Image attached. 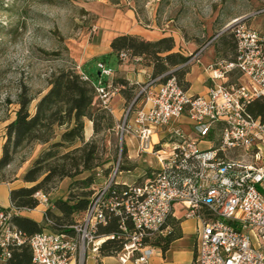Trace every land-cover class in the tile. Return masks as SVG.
Segmentation results:
<instances>
[{
    "label": "built area",
    "instance_id": "2783aa9c",
    "mask_svg": "<svg viewBox=\"0 0 264 264\" xmlns=\"http://www.w3.org/2000/svg\"><path fill=\"white\" fill-rule=\"evenodd\" d=\"M233 31L236 59L205 67L211 81L207 92L190 93L176 76L151 78L141 88L144 105L121 129L137 141L138 155L153 154L159 164L147 182L117 181V172H122L118 165L94 188L88 207L76 212L67 231L44 229L28 235L13 221L14 213L0 204V260L6 262L15 247L28 244L34 264H88L99 260L106 239L119 238L124 243L114 255L118 263L149 264L161 248L155 241L169 234L168 220L180 207L185 218L199 223L192 264H264V121L247 109L251 101L264 98V31L244 22L235 23ZM206 47L199 49L197 59ZM120 56L127 57V52ZM97 67V81L83 71L81 77L112 111V99L120 92L113 83L114 69L102 61ZM235 72L239 77L232 81ZM184 119L194 135L174 125ZM163 128L171 136L162 142ZM217 130L215 143L210 136ZM202 141L212 145L204 148ZM115 184L126 188L111 196ZM35 197L46 216L48 195L39 190ZM107 209L119 218L118 233H99L108 223Z\"/></svg>",
    "mask_w": 264,
    "mask_h": 264
},
{
    "label": "rangeland",
    "instance_id": "374dc122",
    "mask_svg": "<svg viewBox=\"0 0 264 264\" xmlns=\"http://www.w3.org/2000/svg\"><path fill=\"white\" fill-rule=\"evenodd\" d=\"M237 22L264 30V0H0V126L11 116V106L6 105V101L17 102L23 87H27L33 97L30 110L34 113L40 97L50 89L53 76L61 69L74 68L79 74L86 72L97 81V63L101 61L97 58L112 50L111 42L117 35L133 34L147 40L174 37L173 51L190 56L185 75V81H189L188 73L193 70L190 77L206 71L202 62L216 63L232 58V30ZM205 46L197 59V52ZM119 58V61L127 62V68L135 75L142 76L139 82L137 79L128 81L123 89L131 100L120 90L118 94L122 98L119 100L123 101L116 105L114 112L101 107L111 116L110 124L104 120L101 130L98 133L94 130L88 138L84 128L85 141L94 140L97 145L96 162L99 165L57 183L49 182L42 189L50 201L48 209L54 217L62 216L60 222L72 221L76 212L67 217L57 208L58 201L73 204L84 196L90 200L94 188L109 178L118 165L122 172H117L115 179L136 184L147 182L151 170L159 166L153 154L138 155L137 141L131 133L122 134L121 128L125 120L134 115V110L144 105L141 94V98L133 103L135 95L149 79L162 76V81L165 74L153 75V61L149 57L127 54V57ZM206 76L205 84L211 85L208 73ZM238 77L239 73L235 72L231 80L236 81ZM122 79L128 80L123 76L113 77L119 85ZM95 106L100 105L96 103ZM130 107L131 112L127 115ZM186 121L174 125H180L186 133L194 135V129ZM4 130L6 142L7 126ZM65 130L66 125L58 126L50 142H34L19 149L13 161L0 169V182L15 181L20 187L31 186L24 175L53 142L61 139ZM160 133L164 136L162 142L170 139L168 128H163ZM218 133L217 130L210 136L215 143ZM81 145L83 142L78 141L56 149L57 156L44 164L59 163L57 157ZM0 264L4 262L0 260ZM88 264H94V260L90 259Z\"/></svg>",
    "mask_w": 264,
    "mask_h": 264
},
{
    "label": "trees",
    "instance_id": "16d2710c",
    "mask_svg": "<svg viewBox=\"0 0 264 264\" xmlns=\"http://www.w3.org/2000/svg\"><path fill=\"white\" fill-rule=\"evenodd\" d=\"M232 38L234 41V54L232 58L225 59L226 61H234L236 59L237 41L233 30ZM111 47L112 50L110 52L100 57L102 62L107 63L111 58L119 61L120 53L124 51L131 56L149 57L153 61L154 76L165 74L161 79L162 81L176 76L183 89H189L190 82L185 81V75L188 72L186 62L190 56L173 51L175 48L174 37L165 36L157 40H147L139 35L121 34L113 38ZM120 81L121 85L116 83L115 80H113V83L115 86L120 87L127 99L131 100L132 97L123 90L129 80L122 79ZM183 81L184 83H182ZM141 95L138 96L137 101L141 98ZM32 100L33 97L28 93V88L23 87L18 97L20 107L16 118L7 125V140L3 145L0 169L9 165L14 159V154L24 146L34 142H50L55 136L56 127L66 125V130L61 134V139L53 142L50 149L42 157L38 158L34 166L24 175V179L32 183V185L21 186L11 190V202L17 210L36 208L39 205V201L35 197V193L42 190L45 184L49 182L57 183L65 177H74L83 170L93 169L98 166L99 163L96 162L98 159L96 143L94 140L85 141V118L93 121L95 133L101 130V124L104 120H106L107 124L111 123V116L101 108L102 105L96 95L93 84L82 79L81 74L74 68L61 69L53 76L50 82V89L40 97L34 113L30 110ZM96 103L100 106L96 107ZM247 109L264 121V98H257L251 101ZM78 141L83 142V145L57 157L56 159L60 161L59 163L44 164L57 156L56 149L64 147L66 144L71 146ZM123 188H126V186L115 184L114 188L109 191V195L121 193ZM89 202L90 200L84 196L73 204L69 201H58L56 206L67 217H71L75 212L86 209ZM51 211V209L46 211L44 223L19 214H14L12 219L28 235L42 231L47 227H50V230L53 231L69 230L67 226L73 222V219L72 221L69 220L68 223L60 222L58 220L62 219V216L55 215L54 217ZM106 215L108 223L100 226L99 233L106 235L118 233L120 231L118 216L108 209ZM168 223L172 228L169 234L163 240L155 241V244L163 250H167L171 242L180 237L182 233L180 219L171 216ZM123 243L124 241L119 238L106 239L101 246L102 256L115 255L123 247ZM4 264H34L30 246L25 244L15 247L12 250V255Z\"/></svg>",
    "mask_w": 264,
    "mask_h": 264
},
{
    "label": "crops",
    "instance_id": "0c3cea01",
    "mask_svg": "<svg viewBox=\"0 0 264 264\" xmlns=\"http://www.w3.org/2000/svg\"><path fill=\"white\" fill-rule=\"evenodd\" d=\"M264 31V30H262ZM108 53V52H107ZM101 57V56H100ZM100 59V58H97ZM116 63V65H114ZM212 62H202L203 68L211 64ZM114 69V77L115 76H123L127 78L129 81L137 79L136 82L140 81L141 74L135 75L133 71H130L127 68V62L125 61H114V58H111L109 62H107ZM193 70L191 73H194ZM188 73L187 79L190 81L191 85L188 89L189 92L192 93H205L208 90L210 85L205 84L206 79V71L202 70L200 73H197L195 76L190 77ZM121 94H118L112 99V111L114 112V108L116 105L120 104V101H123ZM6 105L11 106L9 112L11 116L5 120L0 126V158L3 154V144L5 142V130L6 126L15 120L17 111L20 107L19 102L6 101ZM4 128V129H3ZM4 130V131H3ZM94 132L93 129V121L87 119L85 122V135L86 137H90ZM212 145V142H201V146L206 148ZM20 185L14 182H0V204L4 207L10 209L14 214H19L23 216L30 217L37 222L44 221V207L42 205H38L34 209H23L17 210L13 208L10 193L12 189L18 188ZM175 216L180 219V228H181V236L173 240L167 250H163L159 248L155 254L151 257L149 264H192L195 260L196 256V235L198 228V220L195 218H185L184 210L180 207L177 208ZM94 260V259H92ZM94 264H120L116 260L115 256H101L100 260H94Z\"/></svg>",
    "mask_w": 264,
    "mask_h": 264
},
{
    "label": "water",
    "instance_id": "95a60500",
    "mask_svg": "<svg viewBox=\"0 0 264 264\" xmlns=\"http://www.w3.org/2000/svg\"><path fill=\"white\" fill-rule=\"evenodd\" d=\"M137 99H138V97H136V99L134 100V102H133V103H135V102L137 101Z\"/></svg>",
    "mask_w": 264,
    "mask_h": 264
}]
</instances>
